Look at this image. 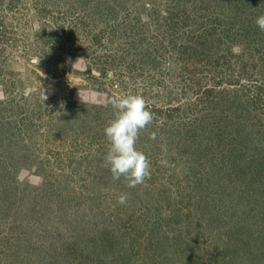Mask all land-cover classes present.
<instances>
[{
    "label": "rangeland",
    "instance_id": "1",
    "mask_svg": "<svg viewBox=\"0 0 264 264\" xmlns=\"http://www.w3.org/2000/svg\"><path fill=\"white\" fill-rule=\"evenodd\" d=\"M261 15L264 0H0V264H264ZM121 94L154 117L135 188L104 166Z\"/></svg>",
    "mask_w": 264,
    "mask_h": 264
},
{
    "label": "clouds",
    "instance_id": "2",
    "mask_svg": "<svg viewBox=\"0 0 264 264\" xmlns=\"http://www.w3.org/2000/svg\"><path fill=\"white\" fill-rule=\"evenodd\" d=\"M255 23L264 32V15L257 17ZM43 98L44 102L46 96L43 95ZM108 105L114 112L113 118L107 121L103 129L108 142L104 166L110 170L113 180L123 177L127 187L135 188L144 184L151 175L150 162L136 144L141 131L152 123L154 117L145 99L139 94L114 96L106 102ZM150 139H156L155 132L150 134ZM128 198V193H121L117 202L126 204Z\"/></svg>",
    "mask_w": 264,
    "mask_h": 264
}]
</instances>
